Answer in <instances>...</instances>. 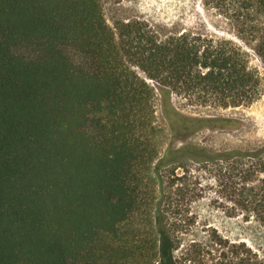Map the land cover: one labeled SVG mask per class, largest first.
<instances>
[{"label": "trees", "instance_id": "trees-1", "mask_svg": "<svg viewBox=\"0 0 264 264\" xmlns=\"http://www.w3.org/2000/svg\"><path fill=\"white\" fill-rule=\"evenodd\" d=\"M211 3L242 44L202 19L111 25L103 0H0V264H264V145L188 142L240 123L185 112L258 99L264 0ZM149 197L133 244L102 245ZM193 203L254 235H223Z\"/></svg>", "mask_w": 264, "mask_h": 264}, {"label": "rangeland", "instance_id": "rangeland-1", "mask_svg": "<svg viewBox=\"0 0 264 264\" xmlns=\"http://www.w3.org/2000/svg\"><path fill=\"white\" fill-rule=\"evenodd\" d=\"M210 0H103L104 13L107 21L113 25L119 19H143L154 25H173L182 21L183 27H191L203 22L207 30L218 32L223 36L233 39L242 44L236 37L237 23L231 17L232 12L218 6L213 7L208 4ZM208 18V23L204 18ZM230 16V17H229ZM211 18L213 22L211 23ZM186 19V21H183ZM202 19V20H201ZM15 53L26 58H36L41 55V48L37 45L19 43L13 46ZM254 56L253 62L261 72L260 96L250 105L239 107L217 108L196 110L187 108L186 113L194 115H223L235 118L239 121L238 127L218 130L206 129L199 132L188 140L191 143H201L208 146L212 151L227 148L241 147L255 149L264 145V66L258 56L249 50ZM87 130L93 132V126L88 125ZM154 202L153 197H149L141 213H135L125 224L119 233L120 237L107 236L102 245L112 243L133 244L134 233L139 224L147 221V212ZM191 210L198 213L200 218L209 222L217 228L223 235L231 238L248 239L254 232L245 223L238 219H231L216 208L208 204H192ZM201 229V226H199ZM200 231V230H199ZM203 233V232H201ZM250 236V237H249Z\"/></svg>", "mask_w": 264, "mask_h": 264}]
</instances>
